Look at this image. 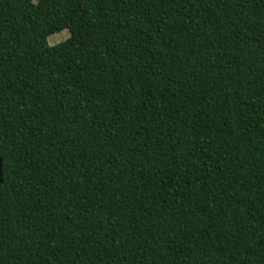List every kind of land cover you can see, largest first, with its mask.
Masks as SVG:
<instances>
[{"label": "trees", "instance_id": "1", "mask_svg": "<svg viewBox=\"0 0 264 264\" xmlns=\"http://www.w3.org/2000/svg\"><path fill=\"white\" fill-rule=\"evenodd\" d=\"M0 157V264H264V0H0Z\"/></svg>", "mask_w": 264, "mask_h": 264}, {"label": "rangeland", "instance_id": "2", "mask_svg": "<svg viewBox=\"0 0 264 264\" xmlns=\"http://www.w3.org/2000/svg\"><path fill=\"white\" fill-rule=\"evenodd\" d=\"M70 36V32L68 30H64L58 33H55L49 37V43L51 45L58 44L64 40H66Z\"/></svg>", "mask_w": 264, "mask_h": 264}, {"label": "water", "instance_id": "3", "mask_svg": "<svg viewBox=\"0 0 264 264\" xmlns=\"http://www.w3.org/2000/svg\"><path fill=\"white\" fill-rule=\"evenodd\" d=\"M2 166H3L2 158L0 157V184H2V182H3V170H2Z\"/></svg>", "mask_w": 264, "mask_h": 264}]
</instances>
